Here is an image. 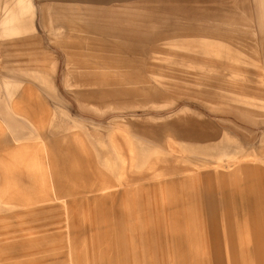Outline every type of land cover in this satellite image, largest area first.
Masks as SVG:
<instances>
[{"label": "rangeland", "instance_id": "obj_1", "mask_svg": "<svg viewBox=\"0 0 264 264\" xmlns=\"http://www.w3.org/2000/svg\"><path fill=\"white\" fill-rule=\"evenodd\" d=\"M0 264H264V0H0Z\"/></svg>", "mask_w": 264, "mask_h": 264}, {"label": "crops", "instance_id": "obj_2", "mask_svg": "<svg viewBox=\"0 0 264 264\" xmlns=\"http://www.w3.org/2000/svg\"><path fill=\"white\" fill-rule=\"evenodd\" d=\"M66 54H68V53L66 52ZM67 58H68V55H67ZM67 78L69 79V81L71 83H73L75 85L80 84L81 86H84V85L91 84L90 81H88L89 78H86L80 72L76 73V75H74V73H72V74L67 73ZM77 93L79 94V96L84 95V92H82V90L77 91ZM107 93H112V92H101L102 95L100 97H104L105 94H107ZM235 173L236 172H233V174H235ZM216 174H217V176H224L225 179H228V178H226V176H230L232 173H227L226 171L220 169V171H217ZM187 176H213V175H212V173H210L208 171H202V172H189L187 174ZM229 185H230V187H233V186H231V184H229Z\"/></svg>", "mask_w": 264, "mask_h": 264}]
</instances>
